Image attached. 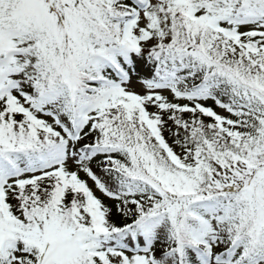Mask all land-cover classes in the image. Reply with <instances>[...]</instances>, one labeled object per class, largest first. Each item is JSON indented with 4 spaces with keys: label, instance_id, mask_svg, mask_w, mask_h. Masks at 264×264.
I'll use <instances>...</instances> for the list:
<instances>
[{
    "label": "snow or ice",
    "instance_id": "obj_1",
    "mask_svg": "<svg viewBox=\"0 0 264 264\" xmlns=\"http://www.w3.org/2000/svg\"><path fill=\"white\" fill-rule=\"evenodd\" d=\"M0 264H264V0H0Z\"/></svg>",
    "mask_w": 264,
    "mask_h": 264
},
{
    "label": "rangeland",
    "instance_id": "obj_2",
    "mask_svg": "<svg viewBox=\"0 0 264 264\" xmlns=\"http://www.w3.org/2000/svg\"><path fill=\"white\" fill-rule=\"evenodd\" d=\"M136 89H137L138 91L140 90L139 85H136Z\"/></svg>",
    "mask_w": 264,
    "mask_h": 264
},
{
    "label": "trees",
    "instance_id": "obj_3",
    "mask_svg": "<svg viewBox=\"0 0 264 264\" xmlns=\"http://www.w3.org/2000/svg\"><path fill=\"white\" fill-rule=\"evenodd\" d=\"M167 135V134H166Z\"/></svg>",
    "mask_w": 264,
    "mask_h": 264
}]
</instances>
